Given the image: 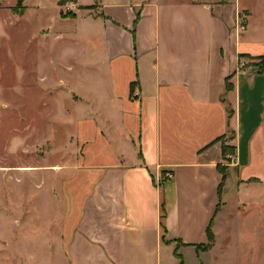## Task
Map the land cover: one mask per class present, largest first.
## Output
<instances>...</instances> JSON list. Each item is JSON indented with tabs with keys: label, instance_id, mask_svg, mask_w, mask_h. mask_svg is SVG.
Instances as JSON below:
<instances>
[{
	"label": "crops",
	"instance_id": "crops-1",
	"mask_svg": "<svg viewBox=\"0 0 264 264\" xmlns=\"http://www.w3.org/2000/svg\"><path fill=\"white\" fill-rule=\"evenodd\" d=\"M74 2L83 31L40 34L76 41L97 21L104 47L91 78L59 82L76 158L52 246L61 264H205L234 218L264 220V20L253 36L237 0Z\"/></svg>",
	"mask_w": 264,
	"mask_h": 264
},
{
	"label": "rangeland",
	"instance_id": "rangeland-1",
	"mask_svg": "<svg viewBox=\"0 0 264 264\" xmlns=\"http://www.w3.org/2000/svg\"><path fill=\"white\" fill-rule=\"evenodd\" d=\"M74 1L0 0V264L63 261L65 250L52 246L54 231L46 225L64 219L63 178L75 173L72 120L58 117L67 107L62 84L74 88L82 69L91 78L94 55L104 41L97 36L102 31L97 21L76 41L40 33L76 31L68 20ZM79 1L98 13L101 5L110 11L116 0ZM237 1L251 8L250 28L259 35L264 0ZM238 217L233 220L237 235L228 242L219 236L205 264H262L264 220Z\"/></svg>",
	"mask_w": 264,
	"mask_h": 264
},
{
	"label": "built area",
	"instance_id": "built-area-1",
	"mask_svg": "<svg viewBox=\"0 0 264 264\" xmlns=\"http://www.w3.org/2000/svg\"><path fill=\"white\" fill-rule=\"evenodd\" d=\"M236 29H237L238 31H242V30L245 29V24H244V22H243V19L241 20L240 17L237 19ZM227 158H228L230 161H232L233 158H234V156H233V154H229V155L227 156ZM171 177H172V172H171L170 170H164V171L162 172V174H161L160 179L157 181V184L160 185V184H162L164 181L169 180Z\"/></svg>",
	"mask_w": 264,
	"mask_h": 264
},
{
	"label": "trees",
	"instance_id": "trees-1",
	"mask_svg": "<svg viewBox=\"0 0 264 264\" xmlns=\"http://www.w3.org/2000/svg\"><path fill=\"white\" fill-rule=\"evenodd\" d=\"M20 2H21V0H18V3H20ZM83 8H89V7H83ZM261 62H262V68H264V56H262V61ZM231 150H232L231 147H227V146L224 145L222 153H223L224 156H226L228 153L231 152ZM220 171H222L221 167H220ZM207 236H208V243L206 244V246L204 248H207V247L211 246L213 241H214V237H213V235H212V233L210 231V228L207 229Z\"/></svg>",
	"mask_w": 264,
	"mask_h": 264
}]
</instances>
